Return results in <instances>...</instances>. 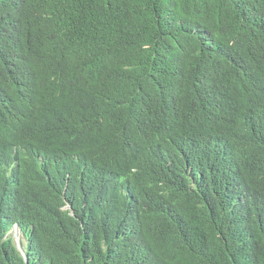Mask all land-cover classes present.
I'll return each mask as SVG.
<instances>
[{
	"label": "trees",
	"instance_id": "obj_1",
	"mask_svg": "<svg viewBox=\"0 0 264 264\" xmlns=\"http://www.w3.org/2000/svg\"><path fill=\"white\" fill-rule=\"evenodd\" d=\"M13 133L0 264H264V0H0Z\"/></svg>",
	"mask_w": 264,
	"mask_h": 264
},
{
	"label": "clouds",
	"instance_id": "obj_2",
	"mask_svg": "<svg viewBox=\"0 0 264 264\" xmlns=\"http://www.w3.org/2000/svg\"><path fill=\"white\" fill-rule=\"evenodd\" d=\"M17 132V131H16ZM12 142H15V133H13V134H11L10 136H8V137H0V144H8V143H12ZM14 227H16L17 228V225L15 224V225H13ZM9 230H11V228L9 229ZM8 230V231H9ZM17 230L19 231V229L17 228ZM8 231H7V234H8ZM21 234V233H20ZM9 235V234H8ZM9 236H11V235H9ZM22 236V235H21ZM12 237V236H11ZM13 238V237H12ZM14 239V238H13ZM14 243H16L17 244V242H16V239L14 240ZM16 246V245H15ZM19 251H20V253L21 254H23V251H22V246H18L17 245V247H16Z\"/></svg>",
	"mask_w": 264,
	"mask_h": 264
},
{
	"label": "rangeland",
	"instance_id": "obj_3",
	"mask_svg": "<svg viewBox=\"0 0 264 264\" xmlns=\"http://www.w3.org/2000/svg\"><path fill=\"white\" fill-rule=\"evenodd\" d=\"M8 234L11 235L14 240L16 239L17 244L15 243L16 247L17 245L20 247L22 246V243L24 242L23 237L21 236L20 232L17 230L16 227H12L11 230L8 231Z\"/></svg>",
	"mask_w": 264,
	"mask_h": 264
}]
</instances>
